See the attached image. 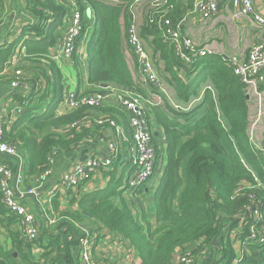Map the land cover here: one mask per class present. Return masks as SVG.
<instances>
[{
    "label": "trees",
    "instance_id": "obj_1",
    "mask_svg": "<svg viewBox=\"0 0 264 264\" xmlns=\"http://www.w3.org/2000/svg\"><path fill=\"white\" fill-rule=\"evenodd\" d=\"M75 2L83 13L85 27L80 42H84L88 82L92 86L83 93L106 90L101 87L106 83L134 88L148 96L149 89L135 78L131 66L135 56L128 45L131 13H135L137 0ZM194 2L148 0L138 23L170 95L161 93L163 102L152 106L155 122L165 136V147L155 140L158 160L154 177L164 169L155 193L156 222L153 224L144 210L135 213L124 197L126 169L119 172L118 157L110 170L108 185L82 197L77 212L61 215L69 217L68 223L74 226L75 221L86 217L83 211L88 212L99 228L129 240L143 264H173L177 249L194 242L195 253L206 246L210 254L214 251L216 256L209 264H264V234L249 238L248 222L236 231L243 222L240 213L264 203V158L250 140L252 121L245 87L221 54L195 55L190 62L180 58L155 21L159 16L184 21L188 11L194 9ZM5 9L6 0H0V17ZM72 9L66 0H25L24 11L31 18L19 38L0 50L1 66L13 65V57L17 59L11 81L18 78L17 70H22V83L30 82L34 88L24 98L27 110L9 130L5 126L4 135L28 153L31 175L51 169L54 153L72 154L89 137L103 136L107 126L71 127L87 115L108 113L123 118L127 135H132L123 111L109 105L59 112L67 95L66 76L52 50L63 36L59 30L67 26ZM79 48L80 45L74 59L80 83ZM41 79L46 82L44 87ZM76 91L81 94L79 88ZM3 165L8 166L1 160ZM9 214L12 216L0 188V222L8 220ZM12 241L13 251L0 245V264H19L15 251L28 257L32 242L22 231L12 232ZM42 247L37 264H68L71 249L63 237H50Z\"/></svg>",
    "mask_w": 264,
    "mask_h": 264
},
{
    "label": "crops",
    "instance_id": "obj_2",
    "mask_svg": "<svg viewBox=\"0 0 264 264\" xmlns=\"http://www.w3.org/2000/svg\"><path fill=\"white\" fill-rule=\"evenodd\" d=\"M144 1L138 2L135 7V20L138 23L141 22L145 12L146 2ZM24 7L25 0H6V9L3 16L0 17V50L18 39L23 31L25 22L30 20L31 17L24 11ZM255 8L257 12L264 15V0H255ZM65 28L61 26L59 31L61 32ZM183 30L187 35L193 37L202 48L222 56L237 54L239 57L244 58L251 45L259 39V29L253 25L250 18L246 17L239 21L233 17V7L229 2H225L219 14L209 20L204 19L195 9L188 11L183 21ZM146 43L149 48L147 41ZM56 48L57 46L53 48L52 55ZM78 61L82 73L81 84L78 78L79 70L75 67L76 60L74 58L60 65L66 76L67 94L68 90H77L79 88V92L83 93L84 90L92 88L88 82V58L84 51L81 55L79 53ZM12 62H14L13 65L8 63H5L4 66L0 65V117L8 130L20 115L27 110L24 98L34 90L30 82H24L16 88L11 85L15 64L17 63L15 57H13ZM132 63L131 66L135 73V78L142 86L143 83L138 72V66L134 61ZM31 74L33 75V73H26V75ZM41 80V85L44 87L46 82L44 79ZM145 87L149 89L147 90L148 94L150 87ZM248 100L252 121L251 127L254 128L255 141L264 146V86L261 87L260 94L253 92L250 98L248 97ZM111 105H117L115 100L111 101L109 106ZM68 110L67 102L61 103L59 107L60 114ZM149 111L154 123L155 140L165 147L164 133L155 122L153 109L149 108ZM121 120L125 125L124 119L122 118ZM63 130L64 127L59 128V131L62 132ZM112 137H114V133L112 134L111 130L106 128L102 137H89L72 154L54 153L51 172L46 176H44V172L33 175L29 173V155L20 148L19 156L0 154V161H6L8 167L13 171V178L9 180V184L18 197H20V192L26 191L31 187L37 188L40 192L39 196L25 194V197H20L28 205L29 209L37 215L41 230L38 239L32 242L28 248V257L27 255L19 256V253L15 251V256L19 257V264H37L44 250L42 246L47 244L50 237H63L71 249V255L67 257L68 264H81L78 255V240L85 231L94 233L92 251L98 262L103 264H143L142 259L135 253L129 240L123 238L120 234L112 233L107 228H99V225L91 216L83 213L86 217L80 221H75L74 226H72L68 223L69 217L61 215V213L68 211L71 213L77 212L80 210L79 201L82 197L108 185L111 168L98 170L90 180L76 188L62 189L58 184V180L63 174L73 171L77 165L84 164L89 158L95 155L107 154V145ZM120 144L121 150L117 156L121 159L119 163L121 171L119 172L122 173L126 169L124 171L125 175L129 176L131 168L128 164H131V160L128 157L131 145L127 142L124 144L122 141ZM123 162L126 163L123 164ZM163 172L164 169L159 171L151 184L144 190V193H135L130 196V193L127 194L126 190L123 191V195L129 200L133 211L135 213L146 211L148 218L153 224L156 222L157 210L155 193L159 187ZM17 174L23 176L21 184L17 183ZM51 188L57 189V194L52 199H50L49 194ZM176 207L178 208V204H176ZM8 218V220L4 219V223L0 222V245L7 250L13 251L12 232H20L21 227L18 217L9 214ZM179 251L180 249H177L176 254ZM207 261L208 257L203 260L202 264H207ZM45 264H54V262L48 261Z\"/></svg>",
    "mask_w": 264,
    "mask_h": 264
},
{
    "label": "built area",
    "instance_id": "obj_3",
    "mask_svg": "<svg viewBox=\"0 0 264 264\" xmlns=\"http://www.w3.org/2000/svg\"><path fill=\"white\" fill-rule=\"evenodd\" d=\"M66 1L72 5L73 9L66 20L65 33L53 54V58L60 65L74 58L78 40L81 38L85 27L83 13L78 9L75 0ZM225 2H229L232 5L233 17L236 20L240 21L248 17L253 25L259 29V39L251 45L244 58L239 57L237 54L224 56L241 79L246 94L250 98L253 92L260 94L261 87L264 85V15L257 12L255 0H195L194 9L204 19L209 20L219 14ZM133 15L134 19L128 29V45L134 53V62L138 66V72L143 83L142 86L152 87L154 91L150 90L149 95L145 96L134 88L115 85H109L105 88L106 90L95 91L91 94H78L76 90H68L65 101L67 102L68 109L72 110L83 106L99 108L110 105L111 101L115 100L117 105L111 106L123 110L132 135L131 137L127 135L125 125L121 119L108 113L96 116L87 115L72 123L71 127L76 128H90L93 125L107 126L112 134L114 133V137L108 142L107 154L95 155L84 164L77 165L73 171L63 174L58 180V184L62 189L76 188L90 180L98 170L112 168L114 159L121 150V141L124 144L127 142L131 145L128 157L131 160V164H128L131 172L126 180V193H130L131 196L141 189H146L154 179L158 153L155 145L154 123L149 108L163 102V95L161 93H164L169 98L170 95L164 80L160 77L151 51L141 35L139 24L135 20V14L133 13ZM155 21L162 28L165 38L174 45L176 54L186 62H190L195 55L205 56L210 52L206 48H202L193 37L184 32L183 20L175 21L173 17L166 18L165 16H159ZM83 51H80V55ZM15 60H17L16 57ZM16 74L18 78L11 82V85L15 88L23 84L21 77L24 73L22 70H17ZM176 107L182 109L180 105H176ZM4 135L5 123L0 117V154L14 157L19 156V147L6 140ZM249 135L253 147L264 158V146L255 141L253 127H250ZM50 160L53 162V155ZM125 163L123 162V164ZM50 172L51 169L46 170L44 176L50 174ZM11 178H13V171L7 165L0 166V188L3 192V203L9 209V213L18 217L22 234L26 240L34 242L39 237L41 225L37 215L29 209L28 205L20 197H25V194L39 196L40 192L37 188L31 187L26 191L20 192V197H18L9 184ZM16 180L18 184H21L23 176L19 174ZM49 194L50 199H52L56 196L57 189L51 188ZM247 209V212L240 213V220L243 222L237 227L236 231L238 233L239 230H242V225L248 222L250 224L248 237L253 239L259 238L264 234V227H258L259 224L264 225V203L256 205L254 209L248 207ZM234 238L235 236L231 237V239ZM93 243L94 233L92 231H85L83 236L79 238L78 255L81 264H103L98 262L93 255ZM209 253V246L201 249L199 253H195L190 246L180 248L179 253L173 259V264H202Z\"/></svg>",
    "mask_w": 264,
    "mask_h": 264
},
{
    "label": "rangeland",
    "instance_id": "obj_4",
    "mask_svg": "<svg viewBox=\"0 0 264 264\" xmlns=\"http://www.w3.org/2000/svg\"><path fill=\"white\" fill-rule=\"evenodd\" d=\"M146 1H148V0H145L144 2H146ZM66 29V28H65ZM65 29L61 32V34L63 35L64 33H65ZM80 38H79V40H78V45H80V48H79V53H80V51H82V50H84V42H80ZM211 47V46H210ZM123 111V110H122ZM126 176H127V174H126ZM214 256H216V254H214V251H212V254H209V256H208V261H207V264H209L211 261H212V259L214 258ZM224 264V263H223Z\"/></svg>",
    "mask_w": 264,
    "mask_h": 264
},
{
    "label": "water",
    "instance_id": "obj_5",
    "mask_svg": "<svg viewBox=\"0 0 264 264\" xmlns=\"http://www.w3.org/2000/svg\"><path fill=\"white\" fill-rule=\"evenodd\" d=\"M89 13H90V10L88 11ZM134 19V15H133V13H131V20H133ZM109 86V84H106V83H104V84H101V87H103V88H107ZM1 155H4V154H1ZM19 174H17V176H18ZM85 215H88V216H91L88 212H86V211H84L83 212ZM216 243H218V241L216 242ZM195 245H196V243L194 242V243H192L191 244V248H194L195 247Z\"/></svg>",
    "mask_w": 264,
    "mask_h": 264
}]
</instances>
